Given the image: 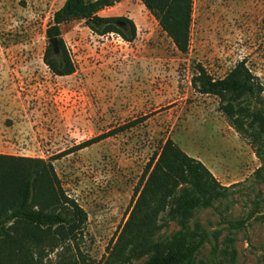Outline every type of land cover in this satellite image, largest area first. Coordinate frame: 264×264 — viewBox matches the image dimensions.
<instances>
[{"label":"rangeland","instance_id":"1","mask_svg":"<svg viewBox=\"0 0 264 264\" xmlns=\"http://www.w3.org/2000/svg\"><path fill=\"white\" fill-rule=\"evenodd\" d=\"M64 1L0 0V154L53 165L64 193L87 213L80 249L101 263L136 188L171 140L232 186L212 208L186 218L190 231L207 234L195 264H264L261 161L219 112L218 99L190 83L199 66L220 79L243 61L264 87V0H193L185 52L139 0H122L98 14L130 18L135 39L98 36L81 20L61 25L75 70L60 77L43 55L46 29ZM242 104L252 115L260 108L250 97ZM181 220L160 214L161 238L178 232Z\"/></svg>","mask_w":264,"mask_h":264},{"label":"trees","instance_id":"2","mask_svg":"<svg viewBox=\"0 0 264 264\" xmlns=\"http://www.w3.org/2000/svg\"><path fill=\"white\" fill-rule=\"evenodd\" d=\"M122 0H65L53 14L46 38L55 39L43 62L56 76L74 73L60 27L81 20L96 35L116 34L126 42L136 36L134 22L125 16L103 17L98 13ZM156 19L176 48L185 52L189 42L193 0H139ZM192 89L218 99V110L239 135L249 140L264 173V87L241 61L223 78L215 79L198 67L190 80ZM252 98L255 114L243 107ZM232 186H223L199 160L166 140L145 182L136 188L128 216L104 260L95 263L80 249L87 213L64 193L53 165L41 158L0 154V264H39L51 254L49 264H195L197 252L207 239L204 231L188 229L187 220L196 208H212ZM182 217L181 229L163 240L157 225L160 214ZM242 225L241 223H236Z\"/></svg>","mask_w":264,"mask_h":264},{"label":"water","instance_id":"3","mask_svg":"<svg viewBox=\"0 0 264 264\" xmlns=\"http://www.w3.org/2000/svg\"><path fill=\"white\" fill-rule=\"evenodd\" d=\"M48 42H49V44H51V46H52V48H53V53H54L55 55H57V54L59 53V50H58V48H57V46H56V41H55V39H51V40H49Z\"/></svg>","mask_w":264,"mask_h":264},{"label":"crops","instance_id":"4","mask_svg":"<svg viewBox=\"0 0 264 264\" xmlns=\"http://www.w3.org/2000/svg\"><path fill=\"white\" fill-rule=\"evenodd\" d=\"M107 9H109V8H107ZM102 11H104V10H102ZM102 11H101V12H102Z\"/></svg>","mask_w":264,"mask_h":264}]
</instances>
